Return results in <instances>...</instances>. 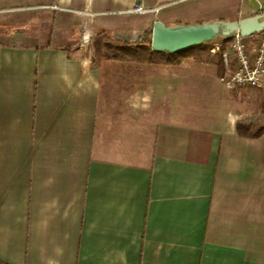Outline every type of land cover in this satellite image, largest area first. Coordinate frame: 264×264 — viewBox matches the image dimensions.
<instances>
[{
  "label": "crops",
  "instance_id": "obj_1",
  "mask_svg": "<svg viewBox=\"0 0 264 264\" xmlns=\"http://www.w3.org/2000/svg\"><path fill=\"white\" fill-rule=\"evenodd\" d=\"M176 1L0 0L1 264H264V110L255 132L162 122L147 160L125 161L97 143L118 62L53 42L60 16L117 41L216 19L165 13Z\"/></svg>",
  "mask_w": 264,
  "mask_h": 264
},
{
  "label": "rangeland",
  "instance_id": "obj_2",
  "mask_svg": "<svg viewBox=\"0 0 264 264\" xmlns=\"http://www.w3.org/2000/svg\"><path fill=\"white\" fill-rule=\"evenodd\" d=\"M194 6L198 8L197 13L203 11L205 16H215L213 21L231 22L264 11V0H180L165 13ZM185 24L191 23L180 25ZM53 26L55 44L82 46L87 53L95 47L103 52L112 33V30L106 31L107 39H98L101 34L92 28L93 22L78 16H60ZM87 36L89 42L85 43ZM215 56L211 52L192 55L175 65L147 63L161 67V72L147 66L137 67L135 63L109 66L101 99L98 145L125 161L143 163L151 153L152 132L162 122L213 130L242 127L248 132L257 131L262 121L260 111L264 110V85L263 89L225 90L217 79Z\"/></svg>",
  "mask_w": 264,
  "mask_h": 264
},
{
  "label": "built area",
  "instance_id": "obj_3",
  "mask_svg": "<svg viewBox=\"0 0 264 264\" xmlns=\"http://www.w3.org/2000/svg\"><path fill=\"white\" fill-rule=\"evenodd\" d=\"M132 13H146L142 6L131 11ZM257 35V34H256ZM258 40H249L239 32L229 38H217L211 41L210 52L220 55L223 74L218 78L219 84L227 91L236 89H263L264 85V31L258 33ZM145 33L132 31L120 34V40L128 43H137L144 40ZM89 42V37L85 39ZM251 44L255 45L251 49Z\"/></svg>",
  "mask_w": 264,
  "mask_h": 264
},
{
  "label": "water",
  "instance_id": "obj_4",
  "mask_svg": "<svg viewBox=\"0 0 264 264\" xmlns=\"http://www.w3.org/2000/svg\"><path fill=\"white\" fill-rule=\"evenodd\" d=\"M262 31H264V11L231 22L213 21L167 26L157 21L152 28L151 47L156 52L177 53L220 37L229 38L237 32L248 38Z\"/></svg>",
  "mask_w": 264,
  "mask_h": 264
},
{
  "label": "trees",
  "instance_id": "obj_5",
  "mask_svg": "<svg viewBox=\"0 0 264 264\" xmlns=\"http://www.w3.org/2000/svg\"><path fill=\"white\" fill-rule=\"evenodd\" d=\"M151 34L152 28L146 31V37L144 40L139 41L137 43H128V42H120L117 40H109L106 41L104 47L105 50L101 54H95L96 56L101 57L103 60L107 62H118V63H135V64H165V65H175L179 63L181 60L188 58L192 55L199 56L200 54H209L210 47L203 43L199 46H196L195 49L182 51L177 53H168V52H156L152 50L151 47ZM222 38V37H220ZM224 38V37H223ZM71 52L68 51V55L70 56ZM217 58V63L219 68L221 69L222 59L220 55L215 56ZM240 131L242 127L238 128ZM264 135V129H261L257 132L256 136L260 137ZM1 264V263H0Z\"/></svg>",
  "mask_w": 264,
  "mask_h": 264
}]
</instances>
